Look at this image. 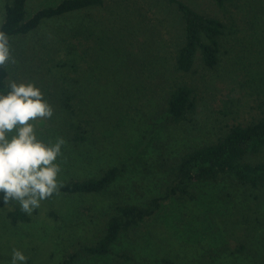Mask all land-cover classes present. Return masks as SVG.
I'll use <instances>...</instances> for the list:
<instances>
[{
    "label": "rangeland",
    "instance_id": "374dc122",
    "mask_svg": "<svg viewBox=\"0 0 264 264\" xmlns=\"http://www.w3.org/2000/svg\"><path fill=\"white\" fill-rule=\"evenodd\" d=\"M59 1L27 0V15ZM184 1L201 13L236 25V31L222 39L220 62L215 68H206L198 59L191 73L181 76L174 70L175 52L182 40L181 21L166 0H104L102 6L94 9L57 21H44L40 28L12 45L16 62L5 66L9 71L7 81H32L40 88L42 83L49 82V92L44 95L53 108V116L37 120L36 131L46 142L57 137L66 142L60 158L61 183L97 177L113 165L121 173L107 191L54 194L28 214L29 221L18 225H12L6 214L20 208L19 204L3 206L0 201V264H9L13 249L24 252L27 264H60L72 245L96 239L112 203H144L154 195L164 194L160 181L165 175L161 170L163 157L171 159L186 148L212 142L236 122L234 114L225 115L220 110L224 99L240 97L231 88L236 85L241 66L264 65V0H233L223 7L214 0ZM5 3L6 0H0V24ZM78 20L97 34L99 31V35L108 30L110 46L118 45L129 57L121 66L118 61L114 64L117 54L112 55L114 66L110 73L105 72L106 76L98 75L96 91L114 78L118 84L127 85L129 95L132 91L136 94L132 99H101L100 95L97 99H80L81 106L75 104V108L85 112L88 105L95 124L100 126L75 146L62 131L63 112L56 103L60 94L49 67L59 58L56 53L62 42L54 47L56 39L70 36V23H81ZM79 40L82 38H74ZM175 77H183L201 95L192 122L170 124L164 117V94L168 82ZM133 81H139L143 89L139 90ZM249 113L253 112L246 107L238 117L247 119ZM247 159L263 160L264 149L247 155ZM196 189L197 200H163L160 208L125 235L115 249H129L137 261L144 263L147 259L150 264H160L165 259L174 264H254L256 259H262L264 264V203L259 208L261 224H255L249 232L247 248L241 254H232L238 242L236 234L224 227L225 232L219 235L216 229L225 217L230 218L228 222L234 227L235 213L245 204L242 189L228 183L196 185ZM81 264H114V260L93 259Z\"/></svg>",
    "mask_w": 264,
    "mask_h": 264
},
{
    "label": "trees",
    "instance_id": "16d2710c",
    "mask_svg": "<svg viewBox=\"0 0 264 264\" xmlns=\"http://www.w3.org/2000/svg\"><path fill=\"white\" fill-rule=\"evenodd\" d=\"M232 1L214 0L219 7ZM26 2L27 0H6L5 3L0 30L8 33L11 45L14 46L18 38L35 31L45 22L57 21L70 14L94 9L104 4V0H60L56 4L43 6L28 16ZM166 2L175 8L181 21L182 40L175 52L174 70L181 76L191 73L198 59L206 68H215L220 62L222 39L225 35L236 31L235 23L227 24L216 17L201 13L184 0H166ZM79 21L81 23L75 21L70 23L72 30L70 36L62 40L56 39L54 47L62 42L56 53L59 58L49 67V72L56 80L54 81L56 92L60 94L56 103L59 111L63 112L62 131L75 146L86 141L89 131L100 126L95 124L96 119L89 113L88 105L85 112L80 110V107L75 108V104L81 106L80 99H97L99 95L101 99H132L133 94H136L132 91L133 94L129 95L127 85L118 84V79L114 78L107 80L104 88L101 89L102 85L101 90L96 91V85L100 82L98 75L106 76L105 72L110 73V67L117 61L123 66L129 57L118 47L115 40L117 47L110 46L108 30L99 35V31L97 34L84 25V21ZM78 37L82 40L74 41V38ZM113 54H117L114 55L115 62L112 61ZM90 73L93 75L91 76ZM8 75L9 71L6 67L0 69V89L7 88ZM133 82L139 90L140 87L143 89L139 81ZM42 84L41 90L47 94L49 82ZM231 90L240 94V97L224 99L220 111L225 115L234 114L236 122L212 142L186 148L171 159L163 157L161 170L165 175L160 177V181L164 194L154 195L144 203L123 201L112 203L103 216V227L96 239L91 243L80 241L72 245L64 253L60 264H81L82 261L108 258H113L114 264L130 262L150 264L147 259L144 263L137 261L129 249L117 251L116 245L125 235L136 230L141 223L149 219L160 208L163 200L169 197L184 202L197 200L199 193L196 185L218 183H228L235 188H241L245 204L237 214L235 213L234 227L228 222L230 218L225 217L220 221L216 232L223 235L225 227L232 234H236L238 242L232 254H241V251L247 248L246 240L249 232L255 229V224H261L259 208L264 203V159L257 162L247 159V155L264 149V65L241 66L236 85ZM200 98L196 86L189 84L183 77L172 78L168 82L163 98L165 119L170 124L192 122ZM246 107H249L253 113H249V118L240 120L238 116L241 112H245ZM103 121L104 119L100 123ZM120 173V168L113 165L97 177L62 183L59 192L88 194L107 191ZM6 215L12 225L30 220V216L19 207L7 212ZM261 240L264 242V238ZM261 261L262 259H256L254 264H262ZM161 262L160 264H174L166 259L165 262Z\"/></svg>",
    "mask_w": 264,
    "mask_h": 264
},
{
    "label": "clouds",
    "instance_id": "9594fccd",
    "mask_svg": "<svg viewBox=\"0 0 264 264\" xmlns=\"http://www.w3.org/2000/svg\"><path fill=\"white\" fill-rule=\"evenodd\" d=\"M7 32L0 30V69L15 63ZM53 108L32 81H9L0 89V201L18 203L31 215L41 202L58 194L62 183L60 158L65 140L41 139L36 121L49 120ZM28 257L13 249L9 264H27Z\"/></svg>",
    "mask_w": 264,
    "mask_h": 264
}]
</instances>
